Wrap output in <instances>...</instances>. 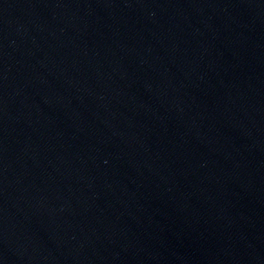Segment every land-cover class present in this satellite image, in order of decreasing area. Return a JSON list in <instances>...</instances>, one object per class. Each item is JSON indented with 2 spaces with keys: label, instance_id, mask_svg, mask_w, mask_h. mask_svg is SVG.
Wrapping results in <instances>:
<instances>
[{
  "label": "water",
  "instance_id": "obj_1",
  "mask_svg": "<svg viewBox=\"0 0 264 264\" xmlns=\"http://www.w3.org/2000/svg\"><path fill=\"white\" fill-rule=\"evenodd\" d=\"M0 264H264V0H0Z\"/></svg>",
  "mask_w": 264,
  "mask_h": 264
}]
</instances>
